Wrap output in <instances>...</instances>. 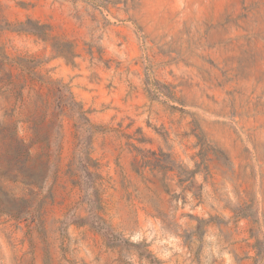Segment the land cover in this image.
<instances>
[{
	"label": "rangeland",
	"instance_id": "374dc122",
	"mask_svg": "<svg viewBox=\"0 0 264 264\" xmlns=\"http://www.w3.org/2000/svg\"><path fill=\"white\" fill-rule=\"evenodd\" d=\"M0 264H264V0H0Z\"/></svg>",
	"mask_w": 264,
	"mask_h": 264
},
{
	"label": "trees",
	"instance_id": "16d2710c",
	"mask_svg": "<svg viewBox=\"0 0 264 264\" xmlns=\"http://www.w3.org/2000/svg\"><path fill=\"white\" fill-rule=\"evenodd\" d=\"M105 234L108 236L111 234V230L109 228V225L106 223V221H105Z\"/></svg>",
	"mask_w": 264,
	"mask_h": 264
}]
</instances>
